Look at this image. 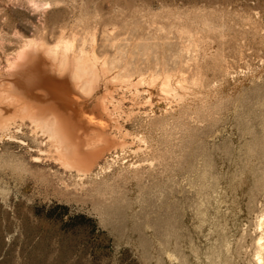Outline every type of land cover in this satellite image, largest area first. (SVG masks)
Instances as JSON below:
<instances>
[{"label": "rangeland", "instance_id": "374dc122", "mask_svg": "<svg viewBox=\"0 0 264 264\" xmlns=\"http://www.w3.org/2000/svg\"><path fill=\"white\" fill-rule=\"evenodd\" d=\"M123 27L173 49L185 99L154 89V113L121 118L149 144L87 175L36 159L29 120L0 134V264H264V0H0V75L29 38Z\"/></svg>", "mask_w": 264, "mask_h": 264}, {"label": "bare ground", "instance_id": "6f19581e", "mask_svg": "<svg viewBox=\"0 0 264 264\" xmlns=\"http://www.w3.org/2000/svg\"><path fill=\"white\" fill-rule=\"evenodd\" d=\"M124 27L114 33L102 30L99 41L93 43L88 33L78 35L73 29L71 35L55 44L29 38L15 59L9 60L8 75H0V134L18 129L29 120L32 131L47 138L44 153L35 155L36 159L55 161L85 175L111 148L141 150L150 137L131 135L121 118L154 113L156 88L163 101L173 97L182 102L187 77H173L175 69L182 71L177 64L175 69L170 65L174 55L171 47L157 46L159 42L139 49L142 42L127 34ZM146 37L148 43L153 41L150 34ZM178 54L177 59H181V49ZM101 82L108 91L94 98ZM118 85L130 92V105L124 98L116 100L111 95ZM80 129L90 131L83 137Z\"/></svg>", "mask_w": 264, "mask_h": 264}]
</instances>
